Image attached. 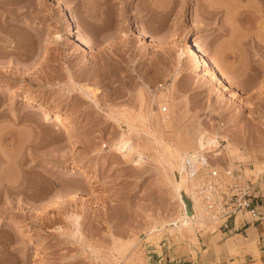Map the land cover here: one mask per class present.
Instances as JSON below:
<instances>
[{"label":"rangeland","instance_id":"1","mask_svg":"<svg viewBox=\"0 0 264 264\" xmlns=\"http://www.w3.org/2000/svg\"><path fill=\"white\" fill-rule=\"evenodd\" d=\"M214 1L221 5L0 0V264L244 262V240L233 246L214 235L199 193L193 216L198 210L211 224L184 232V243L174 241L172 228L170 239L168 228L160 239L148 235L150 226L178 215L179 202L156 157L147 153L136 163L115 148L129 132L109 115L124 107L137 112L141 102L145 111L164 105L173 129L190 123L220 132L246 157L235 165L264 195V0ZM71 14L91 51L73 43ZM190 32L229 66L233 97L192 59L179 60ZM27 95L67 115L72 132L26 107ZM220 141L223 153L206 158L226 167L228 143ZM134 236L137 243L119 255L118 242Z\"/></svg>","mask_w":264,"mask_h":264},{"label":"bare ground","instance_id":"2","mask_svg":"<svg viewBox=\"0 0 264 264\" xmlns=\"http://www.w3.org/2000/svg\"><path fill=\"white\" fill-rule=\"evenodd\" d=\"M55 1L59 5L62 2V0ZM199 1L200 0H195V2L197 3ZM201 1L199 3H201L203 6L207 5L212 8L219 3V1L217 2L214 0H205V2L203 0ZM201 4L199 5L201 6ZM219 5H221V2L219 3ZM192 27H196L195 21L192 22ZM140 30L144 37L151 38V36L148 34L149 32L142 29ZM67 31L71 36L74 44L82 46L86 50L90 51L94 48L92 41L86 38L85 34L82 33V31H80L77 27L74 16L72 14L70 16H67ZM181 44L183 52L180 54L179 60L183 56L192 59L196 64L202 66L205 71L210 74L211 78L216 81L220 88H222L225 92L230 93L231 97H233L234 95L232 92L237 85L231 78L232 75L230 71H228L227 68L225 69V67L229 66L222 65L220 61H217L216 59L210 57L205 51H203V49L197 42V38L194 32H190L186 40L181 42ZM24 102V105L26 107L34 106V111L41 114L43 116V120H46V122L50 121L52 124H54V126L60 125L64 133L72 132V127L66 124V122H68L67 115L58 111H52L43 103L38 102L33 96L30 97L29 95H27ZM163 107L164 105H162V108ZM128 108L124 107L122 109L113 110V112L109 114L110 118L112 117V119H115L118 124L125 123L128 127L127 130L129 132L128 134L123 133L121 135L119 141L114 144L115 148L121 151L125 159H133V161L136 163H139L140 160L146 159L147 153H150L151 156L153 155L154 157H156L159 164L162 166L164 178L172 182L174 196L178 200V208H180L178 215H176L175 217L171 219H163L161 222L150 226V228H148L147 230L148 235L158 234L157 237L158 239H160L164 237L163 234L166 231V228H168L167 234H165V236L167 235L170 239V233L168 230L172 228L173 230H175V232H177V236L174 241H178V243H184L188 239H185L183 235L184 232H194L197 225L206 227L207 224H211L207 219H203L204 217H201V215L198 216V210H196L197 213L196 211L194 212L193 216V207L198 203L195 202L200 195H198L199 188H197L198 186H196L198 177L191 178V176L186 173V158L192 154H198L205 160V157H207V155L211 154L212 152H215L216 156L221 155L223 151H211L210 146L216 145L218 147V144L221 143L220 140L223 139L228 143L226 144L227 146H225V153L227 156L229 167L239 168V166L235 165L236 162H243L247 159L238 150L239 147H235L234 143L231 142V139L224 135L222 136L220 132H213L206 129L202 125L196 126L190 123H184L181 127L173 129L167 121V116L161 110V112L159 110V112H154L152 110L145 111L147 109H144L145 107L142 102L140 109L137 110V112L131 110L132 108ZM136 157H138L139 160H136ZM73 164L75 166H81L87 171L92 170L91 167L86 166L83 162L75 158L73 160ZM220 164L221 163H219V169H225V167H223L224 165L220 166ZM195 213L197 215H195ZM210 213L208 212V214ZM135 236L125 243L118 242L117 250L119 251V255L123 256L124 254H126L127 247L135 244L138 237Z\"/></svg>","mask_w":264,"mask_h":264},{"label":"built area","instance_id":"3","mask_svg":"<svg viewBox=\"0 0 264 264\" xmlns=\"http://www.w3.org/2000/svg\"><path fill=\"white\" fill-rule=\"evenodd\" d=\"M160 87L164 89L163 85ZM161 111L167 114L168 107H163ZM221 143L218 147L210 146V150L219 151ZM215 159L205 157L204 160L198 154H192L186 158L185 166L191 178L200 179L198 192L217 228L229 231L231 222L244 215L258 221L260 196L257 195V181L246 178L238 168L226 166L225 169H219Z\"/></svg>","mask_w":264,"mask_h":264},{"label":"crops","instance_id":"4","mask_svg":"<svg viewBox=\"0 0 264 264\" xmlns=\"http://www.w3.org/2000/svg\"><path fill=\"white\" fill-rule=\"evenodd\" d=\"M260 218L258 221H253L247 215L239 216L231 222L229 231H222L217 228L214 235L221 240L226 239L227 243L236 241L233 246L239 245V242L244 240L245 243V259H237L239 264H264V195L258 200ZM241 244V243H240ZM232 248V246H231ZM229 258V257H228ZM165 264H179V262H167ZM197 264H207L200 260ZM209 264V263H208ZM213 264V263H212ZM214 264H234L229 259H223Z\"/></svg>","mask_w":264,"mask_h":264}]
</instances>
